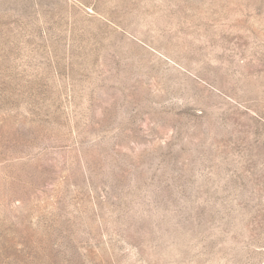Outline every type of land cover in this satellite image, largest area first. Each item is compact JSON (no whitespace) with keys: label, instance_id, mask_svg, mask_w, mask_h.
<instances>
[{"label":"rangeland","instance_id":"rangeland-1","mask_svg":"<svg viewBox=\"0 0 264 264\" xmlns=\"http://www.w3.org/2000/svg\"><path fill=\"white\" fill-rule=\"evenodd\" d=\"M0 264H264V0H0Z\"/></svg>","mask_w":264,"mask_h":264}]
</instances>
